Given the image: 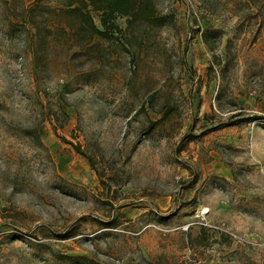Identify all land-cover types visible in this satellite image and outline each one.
Returning a JSON list of instances; mask_svg holds the SVG:
<instances>
[{
    "label": "rangeland",
    "instance_id": "obj_1",
    "mask_svg": "<svg viewBox=\"0 0 264 264\" xmlns=\"http://www.w3.org/2000/svg\"><path fill=\"white\" fill-rule=\"evenodd\" d=\"M153 1L90 43L0 0V264H264V0Z\"/></svg>",
    "mask_w": 264,
    "mask_h": 264
},
{
    "label": "trees",
    "instance_id": "obj_2",
    "mask_svg": "<svg viewBox=\"0 0 264 264\" xmlns=\"http://www.w3.org/2000/svg\"><path fill=\"white\" fill-rule=\"evenodd\" d=\"M29 4L24 6L20 14L21 26L25 29L27 35L33 40L38 38L47 40L40 31L41 28L50 34L52 28L60 29L64 35L88 37L91 43L94 37L109 39L117 29L113 19L117 16L127 17L129 22L141 21L147 23L156 22L159 17L156 11V5L153 0H59L60 4L51 6L44 0H28ZM40 12V22H36L35 12ZM92 12L99 13L102 30L94 22ZM45 13V14H44ZM14 15V12H13ZM27 15V16H26ZM66 16L65 20H57L50 23V17ZM40 25V26H39ZM32 29L34 32H32ZM42 33V35H41ZM35 72L38 71L34 65ZM74 149L80 153L84 152L77 144H71ZM89 161L90 158H89Z\"/></svg>",
    "mask_w": 264,
    "mask_h": 264
},
{
    "label": "built area",
    "instance_id": "obj_3",
    "mask_svg": "<svg viewBox=\"0 0 264 264\" xmlns=\"http://www.w3.org/2000/svg\"><path fill=\"white\" fill-rule=\"evenodd\" d=\"M232 237H234L235 239H237V240H241L238 236H236L235 234H232Z\"/></svg>",
    "mask_w": 264,
    "mask_h": 264
}]
</instances>
